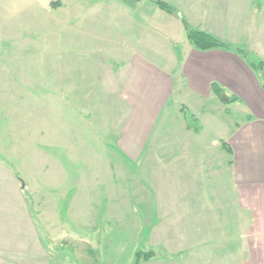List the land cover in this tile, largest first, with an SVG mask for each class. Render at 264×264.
I'll return each instance as SVG.
<instances>
[{"label":"crops","instance_id":"obj_1","mask_svg":"<svg viewBox=\"0 0 264 264\" xmlns=\"http://www.w3.org/2000/svg\"><path fill=\"white\" fill-rule=\"evenodd\" d=\"M123 5L113 14L131 16L129 11H135L141 21L147 20L141 34L139 23L120 16L126 28L108 26L105 13L107 28L99 34L92 33L93 25L88 29V41H100L101 52L116 42L111 47L119 58L114 136L124 143L101 146H114L124 161L139 164L145 179L112 162L104 164L100 176L92 171L80 184L84 189L71 194L77 178L57 162L46 167L48 179L41 183L55 186L53 192L45 189L38 196L34 214L20 192L24 184H14L16 177L0 164V264H133L140 247L155 253L141 264H264V91L241 56L195 50L180 33L179 20L240 48L249 62L258 64L264 62V0H182L176 15L143 0ZM112 79L107 76L101 84ZM212 83L222 88L225 100L232 96L237 101L224 105L212 94ZM242 104L248 107L244 118L228 122L231 109ZM162 130L163 147L159 141L147 144ZM115 180L130 192L118 187V193L110 194ZM96 185L112 186L103 188L104 199L114 201L107 209L110 217L135 215L139 208L149 211L142 221H132V229L147 226L149 244H75L76 257L54 260L45 233L61 228L58 202H70L69 225L84 224L80 219L88 214L87 186L93 191ZM57 187L66 193L55 191H60ZM90 200H100L99 194H91ZM126 201L137 204L126 209Z\"/></svg>","mask_w":264,"mask_h":264},{"label":"rangeland","instance_id":"obj_2","mask_svg":"<svg viewBox=\"0 0 264 264\" xmlns=\"http://www.w3.org/2000/svg\"><path fill=\"white\" fill-rule=\"evenodd\" d=\"M124 1L127 0H0V164L16 177L14 184L18 187L24 184L20 192L30 208L33 206L34 214L38 208V196H42L45 189L53 192L55 186L41 183L48 179L46 167L57 162L77 178L71 194L81 187L84 189L80 184L90 178L92 171L100 176L104 164L112 162L125 164L127 174L136 171L138 177L145 179L139 164L124 161L114 151V146H101L114 144V135H118L116 88L121 80L117 72L119 58L114 56L115 49L111 47L116 42L111 46L108 43L107 49L103 47L101 52L100 41L93 38L88 41L91 25L94 26L92 33L98 34L107 28V24L118 23V29L126 28L118 16L139 23L137 33H142L147 20L141 21L142 17L135 11H129L131 16L113 14L121 12L118 9L121 4L124 7ZM158 1L168 2L174 9L182 2ZM143 2L157 8L150 0ZM127 7L125 3V11ZM132 27L128 26V29ZM180 33L184 36L183 27ZM107 76L113 78L108 87L101 84V79L105 83ZM247 108L246 104L232 108L228 122L239 123ZM164 135L165 130L160 136L152 134L147 144L159 141L163 147ZM115 143L124 142L119 138ZM68 162H76V165L71 166ZM113 183L115 190L110 194L118 193V187L125 188L116 180ZM89 187L88 214L80 219L84 224L69 225L66 216L70 202L68 199L58 202L61 228L57 230L56 226H51L57 231L45 233V244H48V253L54 260L60 256L76 257L79 250L75 244H149L144 232L146 225L140 230L132 229L133 219L142 221L143 213L148 210L139 208L135 215L110 217L107 209L114 201L110 200L111 197L104 199L103 188L112 186L96 185L93 191ZM58 189L60 191H55L65 192L63 188ZM126 192H130L129 187L125 188ZM95 193L99 194L100 200H90L91 194ZM128 201L124 202L126 209L137 204ZM138 214H141L140 218ZM138 250L152 251L142 247ZM70 251L73 254L70 255Z\"/></svg>","mask_w":264,"mask_h":264},{"label":"trees","instance_id":"obj_3","mask_svg":"<svg viewBox=\"0 0 264 264\" xmlns=\"http://www.w3.org/2000/svg\"><path fill=\"white\" fill-rule=\"evenodd\" d=\"M150 1L153 2L161 11L169 15H176L175 9L169 6L168 4L158 0H150ZM181 23L187 40L191 43V45L195 50L200 52L211 51V50H223L241 56L242 59L246 61L247 65L258 75L261 88L264 91V62L253 64L247 60L244 51L241 50L240 48H236L229 44H226L207 32H202L192 28L184 19H181ZM211 92L215 97L221 99V102L224 105H229L237 101V99L232 96L231 98L225 100L224 97L222 96L223 90L218 84L215 83L211 84ZM154 255H155L154 251L137 250L134 253L133 264H139L142 263L143 261H147Z\"/></svg>","mask_w":264,"mask_h":264}]
</instances>
